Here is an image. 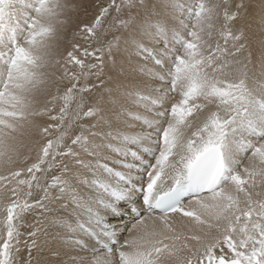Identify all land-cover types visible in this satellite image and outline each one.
Instances as JSON below:
<instances>
[{"label": "snow or ice", "instance_id": "snow-or-ice-1", "mask_svg": "<svg viewBox=\"0 0 264 264\" xmlns=\"http://www.w3.org/2000/svg\"><path fill=\"white\" fill-rule=\"evenodd\" d=\"M95 7L0 0V264H264V0Z\"/></svg>", "mask_w": 264, "mask_h": 264}, {"label": "bare ground", "instance_id": "bare-ground-1", "mask_svg": "<svg viewBox=\"0 0 264 264\" xmlns=\"http://www.w3.org/2000/svg\"><path fill=\"white\" fill-rule=\"evenodd\" d=\"M103 1V0H101ZM84 2L88 5V15L85 16L83 13L80 15V21L81 19H86V22L90 21L92 17L95 15L96 7L94 3L96 0H84ZM238 23V22H237ZM70 28H67L64 33L62 34V38L56 42V47H54V56L56 58H62L66 56L67 51L66 50V44L63 41V38L67 36V32H69ZM67 31V32H66ZM252 31L256 34L253 38V44L254 47L257 50V56L259 54L258 48H259V40H260V30L259 28H253ZM66 34V35H65ZM65 35V36H64ZM111 38V37H110ZM109 38V39H110ZM71 67V66H70ZM43 103L44 97H38ZM178 99V97H177ZM42 123H46L47 120L41 121ZM87 122V121H85ZM26 139V138H25ZM35 150H33L32 156H35ZM31 162V161H30ZM33 223V217L28 216L26 217L25 224L31 225ZM128 226L131 227L132 223H128ZM25 229H22V231ZM26 230H31L30 228H27ZM56 230H53V235L48 238L47 246L44 248V250L40 253L42 260L46 262V264H68V260L70 257H75L77 253L75 251H70L63 243L61 239L56 238L55 236ZM127 230H124V235L122 236V241L124 240V237L127 236ZM36 253L33 252V256H35ZM79 255H85V253L81 252ZM90 255V254H89ZM97 255H103V253L99 252ZM26 256V252H25Z\"/></svg>", "mask_w": 264, "mask_h": 264}, {"label": "rangeland", "instance_id": "rangeland-1", "mask_svg": "<svg viewBox=\"0 0 264 264\" xmlns=\"http://www.w3.org/2000/svg\"><path fill=\"white\" fill-rule=\"evenodd\" d=\"M100 3V4H104V3H106L107 2V0H103V1H101V0H96V2L94 3V5H96L97 3ZM96 11H97V9H96ZM95 11V12H96ZM96 14V13H95ZM82 21L81 22H86V19L84 20V19H81ZM70 28V27H69ZM75 30H76V24L74 23L72 26H71V29L69 30V32H67V36L66 37H64L63 38V41H64V43L66 44V50H72V48H71V45H72V43H80L82 46H85V47H87L88 46V44H87V42H85V41H83V40H81L79 37H74V32H75ZM66 35V34H65ZM64 35V36H65ZM108 38H110V36L108 37ZM81 58H84V57H81ZM85 59V62L86 63H90V62H92L91 61V58H84ZM78 70V69H77Z\"/></svg>", "mask_w": 264, "mask_h": 264}]
</instances>
